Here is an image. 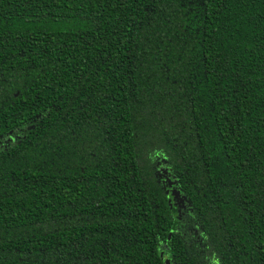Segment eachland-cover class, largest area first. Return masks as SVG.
Returning <instances> with one entry per match:
<instances>
[{
  "label": "trees",
  "instance_id": "1",
  "mask_svg": "<svg viewBox=\"0 0 264 264\" xmlns=\"http://www.w3.org/2000/svg\"><path fill=\"white\" fill-rule=\"evenodd\" d=\"M0 264H264V0H0Z\"/></svg>",
  "mask_w": 264,
  "mask_h": 264
}]
</instances>
